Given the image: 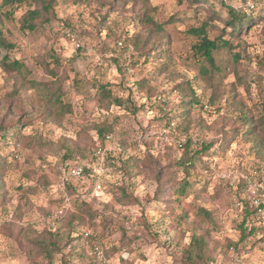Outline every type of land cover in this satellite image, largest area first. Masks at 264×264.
Masks as SVG:
<instances>
[{
  "label": "rangeland",
  "instance_id": "374dc122",
  "mask_svg": "<svg viewBox=\"0 0 264 264\" xmlns=\"http://www.w3.org/2000/svg\"><path fill=\"white\" fill-rule=\"evenodd\" d=\"M11 1L0 0V264H45L32 242L60 227L62 254H68V230L57 221L84 211V203L93 219L75 224L71 237L96 236L111 264H180L192 236L206 240L212 264H239L264 252V216L252 203L257 196L264 200V143L255 140L264 141L258 124L264 118V18L230 36L210 18L206 3L195 0H52L48 11L35 0ZM28 10L39 11L33 31L22 27ZM203 23L210 40L229 42L213 54L218 71L199 65L193 54L197 37L190 30ZM185 70L195 75L189 79ZM100 86L129 98L128 105H101ZM193 94L209 112L191 104ZM165 109L178 110V124ZM132 124L153 140L140 145L145 156L120 159L114 146L122 153L136 146ZM110 126L111 133L98 138L97 129ZM180 135L191 141L192 152L212 144L186 171L177 165L186 139L178 159L163 148L159 157L147 152L162 142L172 149L169 137ZM70 161L98 172L101 195L87 197L80 186L64 190L58 170ZM234 169L244 173L235 185ZM152 180L158 187L149 199ZM236 212L238 222L230 215ZM243 219L251 235L240 242L234 233L240 235ZM70 259L85 261L76 254Z\"/></svg>",
  "mask_w": 264,
  "mask_h": 264
},
{
  "label": "trees",
  "instance_id": "16d2710c",
  "mask_svg": "<svg viewBox=\"0 0 264 264\" xmlns=\"http://www.w3.org/2000/svg\"><path fill=\"white\" fill-rule=\"evenodd\" d=\"M11 1V0H6ZM17 1V0H12ZM19 1V0H18ZM39 3L40 9L42 11H48L49 7L51 6L52 0H35ZM196 2H203L206 3L207 8L210 12V18L212 20H220L223 22L224 26L228 29H231L228 33L230 36H238V34H242V32L246 33L254 27L258 21H260V18L257 17H247L243 15H237L234 9L228 7L224 0H195ZM227 8L228 11V18L224 19L221 18V11L222 9ZM39 16V11L36 10H28L24 16V22L22 24V27L25 30L33 31L34 30V24L33 20ZM247 24V27H244V25ZM207 23H203L199 28L191 29L190 33L192 35H195L197 37V42L192 46L193 54L196 59V62L199 63V65H208L212 70L218 71V68L215 65L214 56L213 54L215 51L218 50L219 46H227L229 44L228 41H222L221 38H218V40H210L206 35V28ZM162 29L161 26L157 27L158 32H160ZM0 39H1V31H0ZM220 42V44H218ZM141 47H144V44H141ZM15 68L21 67L17 62H13L11 64ZM9 69H12L9 66H7ZM264 85V84H263ZM263 85L261 88V91H263ZM262 94V93H261ZM129 98L122 99L118 98L112 95L109 88H106L105 86L99 87V103L103 105L104 107L109 106H116L118 108L126 107L129 103ZM59 101L58 98L55 99V102ZM191 104L197 105L201 110L203 104L199 99L198 96L192 95ZM263 106V112H264V104L262 102ZM242 120L244 122V125L248 124V119L245 113H243ZM264 125V118L259 120L258 124ZM110 129V130H109ZM107 131H110L111 133V126L107 127L106 129H97L96 134L98 138L101 140L104 139V135ZM248 131V130H247ZM250 131V130H249ZM255 140L258 142L264 141L260 137H256ZM191 141L189 139L185 140V143L181 145L182 151L184 152L182 155V158L178 161L177 165L178 167L182 168L184 171L188 168V166H192L194 160L196 159L197 155L203 154L207 151H209L212 144H201L200 149L197 151H193L190 148ZM167 146H165L166 148ZM163 148V150L165 149ZM190 154V157H187ZM70 157H66V159H69ZM73 164V162H66L65 164H61L58 170V175L60 177V181L62 186L64 187V190L70 189V191H75L77 186H80V188L85 189V194L90 198L95 199L93 194H91V191H93V178H92V172L90 169H84L83 177L80 180H76L72 177L67 176L66 174V168ZM83 164V163H82ZM187 183H184V186H187ZM122 195L125 196L124 192H122ZM84 211L79 210L78 214L74 213H68L67 215L61 214L58 219L57 223L60 221L63 222V228L68 230L67 233V242L69 243V253L68 254H62L64 252L63 250L66 248V243L61 244V241L63 240L62 234H60V228L56 232H45L44 236L40 239L34 240L32 243L35 245V247L38 249L39 255L41 259L44 261L45 264H55L54 263V257L59 256L60 258V264H72L70 256H73L76 254L79 258L85 259L84 264H99L97 263L93 258L86 255L85 253V246L86 245H92L96 242V236L93 237L91 235L85 234V232H82L79 236L76 235L74 238L71 237L73 233H75L74 226L75 224H80L83 222V219L85 216L88 217V219H93L92 212L89 210V205L85 204ZM203 214L208 215L204 210H201ZM249 214V211L246 212ZM239 241L244 242V240L251 235V230H247L246 228V222L245 219L242 220V222L239 224ZM75 241H79L78 244H74ZM75 245V246H73ZM72 250H71V248ZM233 247L235 250L236 244H233ZM206 240L201 236H192L190 239L189 245L186 247V249L183 252L184 260L180 264H211V260L209 259V256L206 253ZM71 250V252H70ZM105 257L107 259H110V256L104 251Z\"/></svg>",
  "mask_w": 264,
  "mask_h": 264
},
{
  "label": "clouds",
  "instance_id": "9594fccd",
  "mask_svg": "<svg viewBox=\"0 0 264 264\" xmlns=\"http://www.w3.org/2000/svg\"><path fill=\"white\" fill-rule=\"evenodd\" d=\"M224 3L228 7L234 9L235 12L237 13V15H243V16H247V17L264 18V0H224ZM173 7H174V5H173ZM220 11L222 12L223 18L227 19L228 18L227 8H224ZM200 19H201V21L203 19H205V14H202ZM217 23L219 24V28L224 27L223 23H221L219 21H217ZM247 26H248L247 24L244 25V27H247ZM260 28L264 29V23H261ZM229 31H231V29H229ZM216 34L219 35V29L217 30ZM225 38H228V37H225ZM109 55H111V53H109ZM185 73L189 79L195 75V73L193 71H190V70H185ZM168 86L171 87V85H168ZM177 112H178V110H176V109H171V110L165 109L164 114H166L168 116V118L171 119L173 126H175L176 124L179 123V119L176 118ZM161 115H162V113H160L158 111H153V116L159 117ZM142 122L143 121L141 120V123ZM213 127L215 128L217 126L214 125ZM229 127H231V125H229ZM132 128L135 129L134 134L132 136V139L135 140L136 146L128 148L127 151L124 153L121 152V149L118 146L113 147L112 154L113 155H119L120 159H124V158H126L127 155H132V154L140 155L142 157L145 156V153L140 152V150H139L140 145L142 143H148V142L153 140V136H152L151 132L144 133L142 136L140 129L136 128L135 124H132ZM216 135H219V133H216ZM213 138L214 137L210 136V135H204V137H203L204 140H210ZM185 139H186V136H184V135H180L179 138H177L175 136H171V137H169V142L172 143V149L165 148V144L162 142L161 144L156 145L154 151H153L152 146L149 145L147 152H153V154L155 156L159 157L161 148H165V151H167L169 153V157H168L169 159H173V158L178 159L179 155H180L178 145L180 143H182ZM113 145H115V141H113ZM194 147H195V145H194ZM99 156H100L101 160L104 159V153H99ZM145 163L151 164V161L145 159ZM231 175H232V183L235 185L236 183L239 182L238 178L240 176H243L244 173L238 172L234 169L232 171ZM157 187L158 186H157L156 182L154 180H152L151 185L146 190L145 195L150 199L152 196L155 195ZM260 187H264V185H260ZM231 199L234 201L235 197L233 196V197H231ZM140 204L142 207L144 206V200L143 199L141 200ZM234 206L237 209H239V207H240L238 203L234 204ZM230 215H233L237 222L239 221V219H240L239 212L230 213ZM261 216H264V212L261 213ZM2 231H3V228L0 227V232H2ZM117 237H118V234H117ZM234 237L238 239L239 233L238 232L234 233ZM132 247L135 248L136 245H133ZM241 247H243V245H241ZM4 252H5V254H7L8 249L5 248ZM89 255L91 256L92 253L90 252ZM120 255L124 256V255H126V253L122 251L120 253ZM126 258L131 259V256H127ZM239 264H264V252L257 253L255 256L250 255L248 257L241 258V260L239 261Z\"/></svg>",
  "mask_w": 264,
  "mask_h": 264
},
{
  "label": "built area",
  "instance_id": "2783aa9c",
  "mask_svg": "<svg viewBox=\"0 0 264 264\" xmlns=\"http://www.w3.org/2000/svg\"><path fill=\"white\" fill-rule=\"evenodd\" d=\"M61 29L64 30V33L68 37L74 39L72 33L67 28H64L63 25L61 26ZM262 102L264 104V85H263V91H262ZM202 111L209 112L210 106L207 104L203 105ZM84 169H89V167L85 166L84 164H81V163H74V164H71L70 166H68L66 168V174L69 177H72L76 180H80L83 177ZM97 173L98 172L95 170L94 173L92 174L93 193L96 196L101 195L103 193L101 180L98 179L99 176L97 175ZM260 198H261V196H257L255 199L252 200V203L255 205V208H256L258 214H261L263 212L262 209L264 207V200L262 198H261L262 200H260ZM88 250H89L88 255L91 252L92 255L91 256L89 255V256L91 258H93L97 263H99V264H111L110 259H107L105 257L104 250L97 243L92 244Z\"/></svg>",
  "mask_w": 264,
  "mask_h": 264
}]
</instances>
